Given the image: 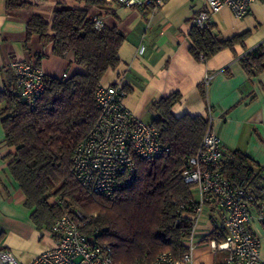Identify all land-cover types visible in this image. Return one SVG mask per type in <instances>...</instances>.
Segmentation results:
<instances>
[{
	"label": "trees",
	"instance_id": "trees-1",
	"mask_svg": "<svg viewBox=\"0 0 264 264\" xmlns=\"http://www.w3.org/2000/svg\"><path fill=\"white\" fill-rule=\"evenodd\" d=\"M76 1L83 2V7L56 3L50 25L37 15L26 24V41L32 34L52 41L54 56L64 58L72 53L74 62L85 72L61 79L46 75V88L33 109L15 93V83L0 92L4 139L14 148L8 171L38 228L50 230L62 214L79 210L90 217L84 229L98 230V242L110 245L116 262L148 264L160 252L180 259L188 251L185 242L192 228L188 215L194 205L192 185L184 182L182 168L186 158L196 152L207 120L201 115L175 117L171 108L180 101L179 92L160 98L151 105V124L168 153L157 159H136L135 179L112 200L83 189L71 174L72 151L94 126L98 117L95 89L106 71L118 65V50L125 36L116 27H94L89 7H105V0ZM28 5L22 0H6L7 10ZM214 28L210 21L192 23L189 51L197 61L223 49L233 50L236 44L245 47L244 40L250 34L245 30L221 39L213 33ZM44 56L36 55L38 65ZM240 63L248 75L264 72V47L248 51ZM123 89L126 95L128 89ZM222 163L223 176L256 200L261 183L257 164L238 150L223 154ZM213 238L221 240L222 235L215 230Z\"/></svg>",
	"mask_w": 264,
	"mask_h": 264
},
{
	"label": "crops",
	"instance_id": "crops-1",
	"mask_svg": "<svg viewBox=\"0 0 264 264\" xmlns=\"http://www.w3.org/2000/svg\"><path fill=\"white\" fill-rule=\"evenodd\" d=\"M28 6L6 8L0 0V92L14 86L10 66L13 61L36 63V55L44 54L39 66L47 76L68 78L74 73H84L83 67L74 62L72 53L64 58L54 56L52 41H43L32 34L26 41V24L33 15L49 25L56 3L82 8L76 0H22ZM107 6H90L88 14L98 16L106 27H116L125 39L118 50V65L107 70L101 84L119 81L128 93L123 105L132 115L151 122L152 103L179 92L180 101L171 112L182 115H211L212 129L220 140L223 154L230 150L242 152L257 164L264 176V72L248 75L240 58L257 46L264 47V2L252 3L249 14L236 17L231 9L223 6L213 13L210 22L213 33L225 39L249 30L244 46L236 44L233 50L223 49L205 61H197L190 53L188 31L192 17L205 6L204 0H164L153 4L124 5L117 0H105ZM48 35L52 32L49 30ZM38 65V64H37ZM206 75L211 79L203 84ZM1 121V116H0ZM13 147L5 143L0 122V248L9 250L20 264H29L42 251L54 246L50 230L38 228L24 206V195L11 177L7 164ZM262 181V180H261ZM260 181V182H261ZM261 184V183H260ZM194 199L197 198L192 191ZM224 217L207 204L197 224L192 248L191 264H215L221 260L214 255L207 242ZM258 221L251 229L264 241V230Z\"/></svg>",
	"mask_w": 264,
	"mask_h": 264
},
{
	"label": "built area",
	"instance_id": "built-area-1",
	"mask_svg": "<svg viewBox=\"0 0 264 264\" xmlns=\"http://www.w3.org/2000/svg\"><path fill=\"white\" fill-rule=\"evenodd\" d=\"M117 1L127 6L153 4L157 8L164 0ZM256 1L204 0V8L193 15L192 21L204 25L223 6L241 18L249 14L252 3ZM92 20L96 29L103 28L100 17L93 16ZM10 66L15 93L33 109L46 88L44 70L28 61H13ZM210 79L211 76L206 75L203 84L207 86ZM124 96L125 91L119 81L111 85L98 84L94 92L98 117L71 155V174L79 185L109 200L135 179L136 159H157L169 151L151 122L134 117L123 105ZM205 118L207 127L199 146L192 156L186 158L182 168L184 182L191 184L192 191L197 194L193 199L192 213L188 215L192 221L191 233L185 242L188 251L180 259L173 258L168 252H160L148 264H191L197 224L209 203H213L214 209L224 217L214 229L222 239H207L211 252L222 255L215 264H264V241L251 229L253 222L264 223V176H261L256 200L244 188L229 182L221 172L223 150L212 129L210 113ZM56 202L62 203L60 200ZM89 218L79 210L58 217L50 229L55 239L54 246L39 253L29 264H121L114 260L110 245L98 242L97 229L88 232L84 229ZM0 264L20 263L9 250L0 248Z\"/></svg>",
	"mask_w": 264,
	"mask_h": 264
},
{
	"label": "rangeland",
	"instance_id": "rangeland-1",
	"mask_svg": "<svg viewBox=\"0 0 264 264\" xmlns=\"http://www.w3.org/2000/svg\"><path fill=\"white\" fill-rule=\"evenodd\" d=\"M261 2H264V0H260ZM261 229L264 230V227L261 226Z\"/></svg>",
	"mask_w": 264,
	"mask_h": 264
}]
</instances>
